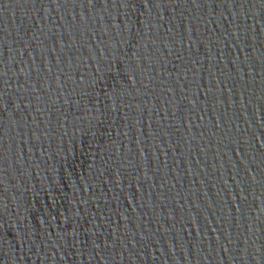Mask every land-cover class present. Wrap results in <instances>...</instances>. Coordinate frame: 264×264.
<instances>
[{"label":"water","instance_id":"water-1","mask_svg":"<svg viewBox=\"0 0 264 264\" xmlns=\"http://www.w3.org/2000/svg\"><path fill=\"white\" fill-rule=\"evenodd\" d=\"M0 264H264V0H0Z\"/></svg>","mask_w":264,"mask_h":264}]
</instances>
